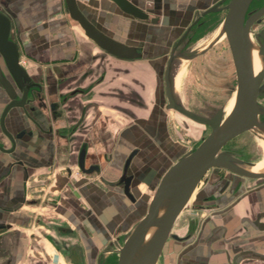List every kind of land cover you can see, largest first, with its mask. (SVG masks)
Segmentation results:
<instances>
[{
    "label": "crops",
    "instance_id": "1",
    "mask_svg": "<svg viewBox=\"0 0 264 264\" xmlns=\"http://www.w3.org/2000/svg\"><path fill=\"white\" fill-rule=\"evenodd\" d=\"M130 1L148 12L149 17L152 14L157 18L160 16V20L150 23L137 19L122 12L111 0H77V3L83 14L109 36L129 44L151 42V56L157 53L158 43L164 37L174 35V28L186 20L196 6V0ZM2 3L12 12V27L17 28L18 35L15 39L21 55L27 60L26 68L31 75H48L51 80H63L58 88L62 94L92 83L89 96L75 94L67 100L66 105L73 109L68 114L77 120L80 116V102L87 103V97L91 96L97 107L87 112L85 121L91 122V115L95 113L100 122L97 126V121H92L90 131L75 134V148L87 141L92 151L97 146L106 147L110 151L114 149L118 138H129L123 133L132 130L127 127V118L118 108L129 106L126 101L129 92L133 89L140 91L141 84L145 83L144 89L148 91L151 74L144 59L147 53L143 58L132 61L103 52L70 21L64 0H2ZM87 68H92L90 75L79 82L78 76ZM1 106L0 100V110ZM6 124L10 131L17 132L26 127L28 121L20 109H13L6 118ZM66 142L64 138H55L57 158ZM0 143L8 146L1 132ZM45 151L46 145L33 149L28 141H20L13 153L0 151V204L9 209L0 208V212L2 219L10 226L7 231L0 233V264H53L51 260L58 254L53 242L44 233L35 234L37 242L29 238L30 232L22 224L25 220L23 211H33L44 220L55 218L60 223L74 226L81 223L76 211L81 208L82 201L76 198L69 202L61 195L57 206L60 209L47 204L31 206L21 203L25 184L29 186L31 182L53 177L47 175L45 167L38 165L27 167L26 179L22 167L12 165V160L18 158L41 163ZM65 183L64 174L56 170L53 185L45 191L59 195ZM36 186L33 185V189L27 191V196L36 192ZM91 194L95 197L94 204L101 225L113 227L116 233L119 227H130L133 224L131 214L135 205L124 202L118 189L111 196L102 187L94 189ZM222 209L224 212L221 217L210 216L205 224L210 232L209 237L195 243L183 259L202 260L207 264H231L237 252L238 264H264V185L243 190L240 195L228 199ZM51 234L54 239L84 243L83 234L75 237H60L54 232Z\"/></svg>",
    "mask_w": 264,
    "mask_h": 264
},
{
    "label": "flooded vegetation",
    "instance_id": "2",
    "mask_svg": "<svg viewBox=\"0 0 264 264\" xmlns=\"http://www.w3.org/2000/svg\"><path fill=\"white\" fill-rule=\"evenodd\" d=\"M197 1L198 0H196L195 3L196 6L201 3L200 1L197 3ZM208 2H210V0ZM227 2L228 0H215L213 3H210L199 11H195L188 23H186L181 30H179L180 24L174 28V35L166 36L163 38V41L158 43V51H156L157 53L154 56H151V51L149 50V43L151 42L130 44L141 47L142 56L147 53V57H144V59L147 61V70H149L151 74V82L148 84V91L144 89L146 86L145 83L141 84L142 91H137L136 89L131 90L126 99L129 106L118 108V111L123 113L127 118V127H130L132 132H128L127 130L126 132L124 131L123 134L129 136V138H118L114 149L110 151H108L106 147L104 149L100 146L101 149L97 146L95 150L92 151L90 143L87 141H83L76 149L75 144L73 143L76 140V133H81L86 130L90 131L92 128V121H97V126L100 124L98 116H96L95 113L91 115V122L87 123L85 121L87 112L90 109L96 110L97 107L96 102L91 96L87 97V103L80 102L78 106L80 116L77 120L75 117L68 114L73 109L71 106L66 105L69 97L75 94L89 96L92 92V83L84 87L78 86L68 92V94L59 93L58 88L63 80L58 79L54 81L51 80L48 75H31L26 68V64L22 61L19 47L20 63L25 67L34 82L41 88L39 92L34 91L33 96H28V99L30 100L25 103L24 108L12 107L9 109L5 117L6 127V118L8 117L9 112L13 109H20L23 117L28 121V125L19 129L17 132H12L7 127L13 136L14 143H12L0 129L3 138L8 142L7 147L2 143H0V146L3 150L12 149L9 153H13L18 147L20 141H28L33 149L40 147L42 144L46 145L44 159L41 163L15 158L12 160V165H20L24 172L23 176L26 179L27 167L41 165L45 167L47 175H52L53 178L55 171L60 170L61 173L64 174L66 182L59 195H52L50 192L45 191L48 187L53 185V178L31 182L29 186H26L25 184L22 190L21 203L23 205L31 206L47 204L54 206L56 209H60V207L57 206H59L58 203L60 201V196L63 195V197L68 199L69 202H73L72 199L76 198L79 201H82V204H85H80L81 208L76 211L78 217L81 218V223H77L75 226L65 222L60 223L55 218L44 220V218L35 215L33 211H23L25 220L22 224L27 230H29L30 236L33 234L38 235V232H42L53 242L58 250L57 256L51 260L53 264L56 262L59 264H97V257L99 256H101L100 259L104 264H114L115 262L111 258L113 254H117L115 248L113 247L111 251H108L106 256L103 255L105 252H102V250L110 241L115 239V231L113 227L105 226L103 224L101 225L98 221V214L94 204L95 197L91 194V191L98 187H102L105 188V191L111 196L112 194L114 195V190L118 189L124 202L138 204L140 201V184L144 183L146 186L151 185L153 180L157 179L158 171L163 168L164 160H169L170 156L177 154L180 150L179 133L181 127L177 120L178 116H182L193 123L203 125L204 129L210 131V127L207 124L196 122L175 109L167 107L169 102L166 93L165 70L169 58L173 56L169 66L170 85L174 100H181L175 91V78L180 69L182 59L191 56L200 50L197 49L198 44H195L202 38L209 36L211 31L218 25L216 15L225 16L226 9L224 6ZM263 4L264 1L263 3H260V0H251L247 13L254 11ZM151 17H156V15L152 14ZM159 20L160 16L158 17L157 22ZM221 21L222 20L219 22ZM262 28L264 27L259 28L257 31ZM215 43H217V41ZM199 55L200 54H197L187 60H193ZM136 59L129 60L134 61ZM255 65H259L256 55H254V66ZM0 67L5 74V77L14 86L18 97H20V92L16 89L1 56ZM144 70L146 69L144 68ZM91 71L92 68H87L82 71L77 78L78 81L83 82L90 75ZM53 94L56 95L55 98L52 97ZM0 100L2 103L0 110L1 113L5 104L9 101V97L3 90L1 84ZM261 100L259 101L264 105V98ZM183 106L202 116H208L209 113L214 112L216 109L215 108L212 111H209L210 109L195 110L184 104ZM92 112H94V110ZM182 129L183 134L193 136V131H191L190 126L184 125ZM19 133H21V135L17 137L16 135ZM56 137L64 138V140L67 141L60 150L59 158H57L55 150ZM3 150L0 151L4 152ZM140 159H143V161ZM80 162H82V167L80 166ZM97 168L99 169L98 173L96 171ZM84 170H91L92 172L85 173ZM84 177L87 179H84ZM126 177L130 178L129 191L133 195V201L130 200L128 196L124 194L123 189L120 188ZM33 185H37L36 188L38 189L36 192L27 196V191L33 189ZM0 208L9 210L3 207L2 204H0ZM110 215L114 216V213H111ZM9 228V224L2 219V212H0V233L7 231ZM51 232H54L60 237H75L77 235L79 236V234H83L84 243L82 245L81 241H78L77 243L63 238L61 240L54 239ZM173 233L177 234L179 237L187 235L183 240L169 238L174 242H183L184 240L189 239L193 234L191 230H188L183 235L176 232ZM29 238L33 241L37 240L32 237ZM191 249L192 246L183 249L182 253L177 255L176 264H207L206 261L202 260H184V255ZM101 253L103 254L100 255ZM162 256L163 254L160 255V257ZM238 257L237 252H235L231 264H238Z\"/></svg>",
    "mask_w": 264,
    "mask_h": 264
},
{
    "label": "water",
    "instance_id": "3",
    "mask_svg": "<svg viewBox=\"0 0 264 264\" xmlns=\"http://www.w3.org/2000/svg\"><path fill=\"white\" fill-rule=\"evenodd\" d=\"M111 1L122 12L137 19L147 20L150 23H155L158 20L157 17H149L148 12L130 0ZM250 2L251 0H228L224 6L225 16L217 26L218 31L215 37L203 49L191 56L184 57L190 59L203 53L221 35L226 39L236 77L235 100L226 118L223 119L224 105L217 107L208 116H202L174 100L169 78V66L173 56L169 58L165 70L166 93L169 102L167 107L175 109L196 122L207 124L210 131L201 138L198 145L179 156L164 171L146 211L135 221L131 220L133 224L129 228L123 226L116 230L115 239L102 250V252H108L113 247L115 248L117 260L114 264H156L165 250L169 238L185 239L187 235L179 237L172 232L173 226L209 169L221 167L243 177L264 178V170L262 172L248 170L247 168L253 163L243 162L233 153L223 149L230 139L248 130L253 131L260 139L264 140V105L257 100L258 94L264 93V28L257 31L255 35L259 42L258 52L262 58V69L256 75L253 73L249 57V32L251 27L253 28L256 23L261 21L264 4L247 13ZM64 4L70 21L77 25L100 50L121 59L129 60L142 57L141 47L121 42L91 22L80 10L77 0H64ZM11 31V18L0 7V56L16 89L20 92V97H18L14 86L5 77L0 67V84L9 97V101L0 113V129L14 143L13 136L5 125L6 114L12 107L24 108L25 103L30 100L28 96H33L34 91L39 92L41 87L34 82L20 63L19 44L11 36ZM21 133L16 136L19 137ZM0 150H3L1 146ZM11 150L3 151L9 153ZM80 166L82 167V162H80ZM96 171L98 173L99 169L97 168ZM84 172L91 173L92 171L84 170ZM129 180L130 178L126 177L120 188L133 201V195L129 191ZM123 230L126 232L120 234ZM31 237L38 238L34 234ZM100 257H97V264H104Z\"/></svg>",
    "mask_w": 264,
    "mask_h": 264
},
{
    "label": "rangeland",
    "instance_id": "4",
    "mask_svg": "<svg viewBox=\"0 0 264 264\" xmlns=\"http://www.w3.org/2000/svg\"><path fill=\"white\" fill-rule=\"evenodd\" d=\"M199 1L201 3L190 11L188 18L181 23L179 30L188 23L195 11H199L215 0H210V2H208L209 0H198L197 3ZM263 1L260 0V3H263ZM0 7L9 17L12 16V12L7 5L2 3V0H0ZM216 17L219 25L223 15H216ZM216 27L213 29L214 31H211L210 35L208 34L209 36L205 37L206 39L202 38L195 44H198L197 48H203L209 44L205 45L206 40L211 36L215 37L218 29ZM261 27H264V14L261 17V21L253 26V31L256 32ZM11 36L13 38L18 37L17 28L12 27ZM21 58L26 64L25 56H21ZM254 67L258 69L259 65ZM235 86V70L227 41L224 37H219L217 43L213 44L197 58L193 60L182 59L180 69L175 78L176 92L182 100V104L195 110L210 109L209 111H212L224 105V111L228 112L233 103ZM262 98H264V94L259 97V100ZM177 120L181 127L179 133L180 150L177 154L170 156L169 160H164L163 168L158 171L157 179L153 180L151 185L140 184V201L138 204H132V206L135 205L132 208V221L138 219L146 211L154 189L164 171L179 156L198 145L201 138L209 132L208 129H204L203 125L193 123L182 116H178ZM184 125L191 127L193 136L183 134L182 127ZM223 149L233 153L243 162L253 163L255 169L264 167V140L260 139L251 130L244 131L230 139L223 146ZM260 185H264V178L243 177L221 167L209 169L195 188L185 209L177 217L172 229V232L181 235L191 230L192 236L183 242H174L168 239L165 250L162 253L163 256L158 259L156 264H176L177 255L182 253L183 249L209 237L210 232L205 228V224L210 219V216L221 217L224 212L222 208L228 199L240 195L243 190H250ZM126 230L121 231L122 233L120 234H124ZM111 259L116 262L117 254H113Z\"/></svg>",
    "mask_w": 264,
    "mask_h": 264
},
{
    "label": "bare ground",
    "instance_id": "5",
    "mask_svg": "<svg viewBox=\"0 0 264 264\" xmlns=\"http://www.w3.org/2000/svg\"><path fill=\"white\" fill-rule=\"evenodd\" d=\"M217 31H218V29H217ZM216 31V32H217ZM257 32V31H256ZM256 32H252V27H251V29H250V32H249V41H250V49H249V57H250V63H251V66H252V69H253V73L256 75V74H258L260 71H261V69H262V58H261V55L259 54V52H258V40L256 39ZM219 37H221V38H223V35H221V36H219ZM213 39V36H211L209 39H207L206 41V43H205V45H207V43H209L211 40ZM202 45V44H201ZM200 45V46H201ZM204 48V47H203ZM203 48H197V49H203ZM254 55H256V57H257V59H258V62H259V68L258 69H256L255 67H254ZM263 81H264V77H263ZM175 91H176V88H175ZM177 93V92H176ZM264 93H260V94H258V96H257V100L259 101V97L261 96V95H263ZM233 103H232V106H231V109H232V107H233V104H234V100H235V93H234V96H233ZM260 102V101H259ZM177 103L178 104H180V105H183L182 104V102H181V100H178L177 101ZM261 103V102H260ZM262 104V103H261ZM263 105V104H262ZM231 109L228 111V112H225L224 111V117H223V119L224 118H226V116H228V114L230 113V111H231ZM248 170H250V171H252V172H262L263 170H264V167L263 168H260V169H255L254 167H253V165L252 166H250V167H248L247 168ZM105 254H108V252H105L103 255H105Z\"/></svg>",
    "mask_w": 264,
    "mask_h": 264
}]
</instances>
